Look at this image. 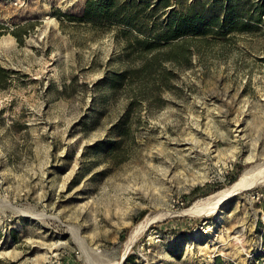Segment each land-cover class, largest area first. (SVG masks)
<instances>
[{"label": "rangeland", "instance_id": "1", "mask_svg": "<svg viewBox=\"0 0 264 264\" xmlns=\"http://www.w3.org/2000/svg\"><path fill=\"white\" fill-rule=\"evenodd\" d=\"M172 1L137 32L86 0H0V264H264L263 180L183 211L264 159V13L164 41Z\"/></svg>", "mask_w": 264, "mask_h": 264}, {"label": "trees", "instance_id": "2", "mask_svg": "<svg viewBox=\"0 0 264 264\" xmlns=\"http://www.w3.org/2000/svg\"><path fill=\"white\" fill-rule=\"evenodd\" d=\"M180 2L179 8L173 6L167 10L166 26L160 28L163 31L160 38L165 40L179 39L180 36L186 34H205L210 31V27L217 26L219 29L228 31L234 29L237 25H249L248 22H239L238 16L243 14L246 7L247 0H178ZM172 0H86L84 14L85 16L93 18H104L113 24H122L131 27L133 31L141 32L144 27L137 24L143 11L154 10L156 6L166 8L173 5ZM151 4H153L151 6ZM150 7V8H149ZM264 13V0H256L252 2V23L260 22L262 14ZM257 24H252V27ZM226 27V28H225ZM129 31V30H127ZM130 32V31H129ZM136 43L141 46L143 51L154 48L160 42L156 40L142 39L137 34L134 35ZM176 53H179L177 51ZM182 53V51H180ZM6 75L7 71L0 67V76ZM124 72L118 73L114 82L119 81V77L124 76ZM241 166H237L239 171ZM236 175L231 176L228 182H233ZM222 184L213 187L209 184L205 186H196L189 194L185 206H188L196 196L209 194L220 188ZM182 219L181 217H178ZM203 217L194 218L192 224L203 221ZM168 219L163 222H167ZM154 226H158L155 224Z\"/></svg>", "mask_w": 264, "mask_h": 264}, {"label": "bare ground", "instance_id": "3", "mask_svg": "<svg viewBox=\"0 0 264 264\" xmlns=\"http://www.w3.org/2000/svg\"><path fill=\"white\" fill-rule=\"evenodd\" d=\"M256 180L264 181V159L262 161H259V163L255 165V167L243 170L242 173L237 177V179L234 180L230 185L226 186L219 192L207 196L206 198L194 201L188 208L184 209L183 211L200 214L214 210L215 208L219 207L222 202H224L229 196L238 192L239 190L243 189ZM170 213L171 211H164L161 213V217L162 215H167ZM152 220H154V217L148 216V218H146L143 223L139 225V228L130 234L126 241L125 249L123 250V256L124 254H126V252H128V249L133 244L138 231L146 227Z\"/></svg>", "mask_w": 264, "mask_h": 264}, {"label": "water", "instance_id": "4", "mask_svg": "<svg viewBox=\"0 0 264 264\" xmlns=\"http://www.w3.org/2000/svg\"><path fill=\"white\" fill-rule=\"evenodd\" d=\"M234 194H235V193H234ZM234 194H232V195H234ZM232 195H231V196H232ZM229 197H230V196H229ZM126 253H127V252H126ZM125 255H126V254H124V256H125ZM124 256H123V257H124Z\"/></svg>", "mask_w": 264, "mask_h": 264}]
</instances>
